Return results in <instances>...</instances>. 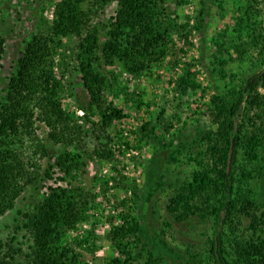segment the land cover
I'll list each match as a JSON object with an SVG mask.
<instances>
[{"label": "trees", "instance_id": "16d2710c", "mask_svg": "<svg viewBox=\"0 0 264 264\" xmlns=\"http://www.w3.org/2000/svg\"><path fill=\"white\" fill-rule=\"evenodd\" d=\"M87 2L40 0L42 13L47 7L52 9V22L49 25L41 15L37 30L23 42L20 57L8 76L0 101V223L16 209L28 187L35 190L38 183L51 179L54 170L62 176L59 180L65 182L84 173L88 160L116 162L119 149L110 128L125 119V114L106 99L118 89L112 71L119 69L140 77L153 63L169 58L173 67L184 65L176 82V94L183 98L201 90L202 97L205 95L197 82V72L192 71L193 65L181 63L178 56L186 53L189 26L178 24L168 15L165 0H93L85 10ZM244 3L246 6L237 10L238 35L243 31L242 20L251 17L253 4H258L257 0ZM110 5H115L116 10L108 24H93L92 17ZM73 36L77 42L71 55H60L61 61L56 63L62 39ZM174 37L181 47H177ZM221 37L212 40V65L221 80H226L225 58L232 48L218 42ZM250 48L253 52H248ZM4 49L5 40L0 32V56ZM233 49L240 58L247 57L248 72L252 74L229 76L224 93L212 95L203 106L204 113L200 108L196 110L197 115L209 121L202 127L200 138L190 140L191 145H167L157 132L165 107L154 122L142 124L137 133L136 149H141V144H157L171 150L168 164L185 160L195 166L190 180L174 188L166 207L177 224L191 218L212 221V237L206 243L207 261L193 256L185 264H264V204L257 205L247 189L249 181L255 179V171L256 177L264 171L247 169L258 161L264 146V43L253 47L243 41ZM56 66L68 73L71 97L72 79L80 76L89 98L86 106L78 103L81 118L67 112L61 104L64 89L53 72ZM105 68L112 71L104 72ZM42 126L46 130L43 136L39 134ZM239 157H243L244 164L238 167ZM153 177L148 173V186ZM109 182L105 180V186ZM67 184L68 188L48 187V192L32 208L19 211L21 219L15 220L7 240L0 238V264H83L79 252L90 245L91 234L88 232L74 246L65 241L64 234L86 221L93 198L81 185ZM138 232L124 217L113 226L108 241L125 258L116 257L112 264H125L124 260L132 259L133 249L124 241L136 237ZM19 235L23 241H19ZM87 251H91L89 247ZM146 264L165 261L150 254Z\"/></svg>", "mask_w": 264, "mask_h": 264}, {"label": "rangeland", "instance_id": "374dc122", "mask_svg": "<svg viewBox=\"0 0 264 264\" xmlns=\"http://www.w3.org/2000/svg\"><path fill=\"white\" fill-rule=\"evenodd\" d=\"M244 1L165 0L168 15L178 24L189 26L186 28L189 40V44L184 47L186 53L178 56L182 59L181 63L193 65L192 71L197 72V82L205 92L204 97L201 90L197 93L190 92L183 98L176 94V82L183 73L184 65L173 67L169 58L153 63L151 69L140 77H132L123 70L112 71L105 68L104 72L111 70L118 80V89L114 95L106 96V99L112 101L125 114V119L110 128L111 138L119 149L116 151V162L88 160L84 173L77 178L62 182L59 180L62 176L54 170L50 175L51 179L38 183L35 190L28 187L17 201L16 209L1 221L0 238L7 240L16 225L15 220L21 219L19 211L26 212L32 208L48 192V187L65 188L68 182L71 187L81 185L90 191L93 198L86 221L64 234L65 241L73 246L88 232L91 234L90 245L83 248L85 251L79 252L83 264H112L116 257L122 260L125 258L118 255L108 241V233L113 226L120 224L123 217L139 231L136 237L124 241L130 243L134 253L131 260H124L125 264H146L150 254L156 259H163L165 264H185L193 256L207 261L209 255L206 243L212 237V221L206 223L191 218L177 224L166 210L174 188L190 180L195 170L194 164L185 160L182 163L168 164L171 150L157 144H141V149H136L137 133L142 124L154 122L158 112L165 107V115L157 132L167 145L172 142L177 146L181 142L191 145L190 140L200 138L202 127L208 125L209 121L206 117L197 115L199 111L196 110L200 108L204 113L203 106L210 97L224 93L230 81L229 76L239 78L250 74L247 57L244 55L240 58L233 47L243 41L253 47L264 43V0H257L258 4H253L251 17L242 20V34L238 35L236 32V20L240 17L237 10L239 6H246ZM87 3L83 7L85 10L93 0H88ZM115 10V5L105 8L92 17L93 24L100 27L107 25ZM41 15L46 17L50 25L52 9L47 7L42 13L40 0H0V32L5 40L4 53L0 56V101L7 87L8 76L20 57L23 42L37 30ZM218 35L222 36L218 42L226 43L232 48L230 56L225 58L227 63L224 74L228 76L226 80H221L220 75L213 71L215 47L212 40ZM174 40L177 47L182 46L177 37ZM75 42L77 41L74 36L62 39L56 63L61 61L60 55L69 58ZM248 52H253L252 48ZM53 72L63 84L64 91L60 94L63 108L76 118H81L82 112L77 109L78 103L79 106H86L89 98L80 76L72 79L71 97L68 73L57 66ZM169 125L172 129H169ZM166 129L169 131L164 134ZM45 132L42 126L39 134L43 136ZM183 156H187L186 153ZM243 164V157H239L237 166ZM254 168L264 170V146L260 150L258 161L247 167L249 171ZM148 173L154 175L150 186L146 181ZM252 176L255 179L249 181L247 189L257 205H263L264 171L260 177H256V171ZM105 180H110L108 186H105ZM19 241H23L21 235ZM88 247L91 251H87Z\"/></svg>", "mask_w": 264, "mask_h": 264}, {"label": "water", "instance_id": "95a60500", "mask_svg": "<svg viewBox=\"0 0 264 264\" xmlns=\"http://www.w3.org/2000/svg\"><path fill=\"white\" fill-rule=\"evenodd\" d=\"M231 155H232V148L230 147L229 152H228V158H227V168L226 171H229L230 168V163H231ZM216 247V244H215Z\"/></svg>", "mask_w": 264, "mask_h": 264}]
</instances>
